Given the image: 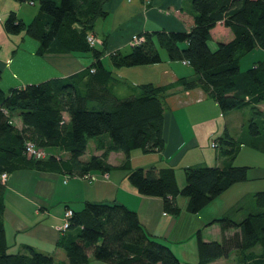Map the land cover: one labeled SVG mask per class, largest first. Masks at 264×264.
<instances>
[{
  "label": "trees",
  "instance_id": "trees-1",
  "mask_svg": "<svg viewBox=\"0 0 264 264\" xmlns=\"http://www.w3.org/2000/svg\"><path fill=\"white\" fill-rule=\"evenodd\" d=\"M15 1L37 4L38 13L30 23L10 13L3 26L6 33H24L36 40L39 56L84 54L92 61L65 78L11 88L8 93L0 89V108L7 111V115L0 111V175L48 168L52 158L45 161L47 153L41 160L27 156V142L44 151L55 148L65 152L67 158L59 161L60 169L81 177L92 171L109 172L106 159L110 152H121L126 159L133 150L162 152L163 102L179 87L182 91L201 90L222 113L248 109L246 131L251 140L243 137L238 141L227 133L213 138L218 158L225 160L223 167L184 168L181 189L171 167L136 169L128 174V182L141 196L161 199L164 212L176 217L181 211L175 203L177 196L186 197L188 210L198 214L233 185L249 180L251 168L233 163L244 144L264 154V59L243 73L239 63L257 48L264 51V0H192L193 26L189 31L145 32L139 46L110 53L113 68H131L162 63L161 49L169 61H188L197 76L162 86L140 84L132 89L133 95L123 99L111 92L116 79L103 64L105 41L102 48L86 42L96 21L107 15L103 9L106 0ZM218 23L228 28L233 38L211 51L208 42ZM14 116L20 119V128L13 125ZM90 140H95L103 153L82 162L80 157ZM4 193L5 187L0 185V264H65L55 263L52 255L29 246H24L25 253H8ZM246 198L253 209L242 221L236 222L226 213L204 224V228L218 224L221 241L206 242L202 229L196 232L195 264H214L234 252L237 264H264V191ZM71 211L68 228L60 232L55 245L65 253L66 264H87L89 254L106 264H181L171 248L147 234L136 212L124 205L86 202L79 211ZM256 247H260L259 253L253 251Z\"/></svg>",
  "mask_w": 264,
  "mask_h": 264
},
{
  "label": "crops",
  "instance_id": "crops-1",
  "mask_svg": "<svg viewBox=\"0 0 264 264\" xmlns=\"http://www.w3.org/2000/svg\"><path fill=\"white\" fill-rule=\"evenodd\" d=\"M191 3L192 0H106L103 9L107 15L96 21L93 32L105 41L107 50L118 48L126 52L129 48L125 43L133 34L189 31L193 26ZM25 5L35 4L0 0V72L4 74L9 69L13 73L15 83L11 88H22L54 78H65L82 71L90 64L92 61L90 55L39 56L36 54L38 46H35L27 56L32 62L28 59L30 69L26 68V76L23 73L17 74L14 66L18 64L19 58L21 60L26 58L17 55L27 36L23 33L15 36L8 34L3 26L10 13H14L24 23H30L37 15L38 9L29 10L24 8ZM232 38L231 31L222 23H218L211 30L209 49L214 51L218 43L228 42ZM258 51L264 56L263 50ZM161 57L163 62L160 64L132 67L131 69L136 70L131 72V75L119 70L123 77L118 82L122 86H126L127 83L130 92L114 93L111 85L113 95L123 99L121 96L124 94H128L127 97L133 95L132 89L140 84L152 83L162 86L180 78L188 80L197 78L189 65H184L182 61H169L166 54H161ZM107 58L108 55H105V59ZM19 63L18 66L21 65L20 61ZM119 87L121 86H118V89ZM163 106L165 144L162 152L144 153L141 150H133L127 159L121 152H110L106 159L110 166L109 172H89L87 175L93 179L87 180L77 175L69 176L61 170L59 161L66 159L67 154L51 148L45 159L47 161L52 158L47 169H20L11 173L4 186L3 211L8 253H25L24 246H29L38 252L52 255L55 263L66 264L65 254L55 246L60 236L58 228L62 225L66 207L79 211L86 202L109 205L118 203L135 211L147 234L170 248L183 247L186 238L194 236L196 229H202L201 236L206 242L209 239L204 234L206 235L209 229H215L214 235L217 237L214 238L218 239L217 242L221 241L219 225L213 224L204 228V224L221 218L243 198H250L254 193L264 191L263 153L245 144L242 145L233 164L235 165L241 153L249 148L247 151L250 157L244 161L240 160L243 163L238 165L251 168L249 180L233 185L200 213L192 214L193 218L189 217L188 221L179 220L180 214L174 217L165 213L161 199L141 196L128 182L127 177L130 172L139 168L171 167L175 171L177 186L181 189L185 183L184 168L223 167L225 160L218 158L217 151L210 146V141L227 133L235 140L241 141L244 137L246 138L244 140L249 142L251 138L247 137L246 123L250 111L245 108L222 113L215 101L201 90L182 91L179 87L165 97ZM63 117L67 122L68 116L64 114ZM11 121L15 127H21V121L17 116ZM102 153L103 151L96 148L95 140H90L80 160L86 162L91 156L100 157ZM180 197L175 198L176 205L180 209V205H183L188 211V199ZM248 201L249 209H253L251 200ZM229 233L232 234V231ZM88 256L90 263L93 258L91 254Z\"/></svg>",
  "mask_w": 264,
  "mask_h": 264
},
{
  "label": "rangeland",
  "instance_id": "rangeland-1",
  "mask_svg": "<svg viewBox=\"0 0 264 264\" xmlns=\"http://www.w3.org/2000/svg\"><path fill=\"white\" fill-rule=\"evenodd\" d=\"M26 9H29V10H36L38 9V6L37 4H35L34 6H28V5H25ZM21 34V33H20ZM20 34H16V35H20ZM24 34V33H23ZM13 35V34H11ZM15 36V35H13ZM216 36V35H214ZM217 38V37H215ZM39 43L30 38V37H26V41L21 45V49L19 50L18 52V55L19 57H26L25 59L21 60L20 58L17 60L18 64L19 61L21 62V65L18 66V64L16 66H14V69L17 70V74H22L26 76V68L27 69H30L28 68V59L31 61L30 58H28L27 56H29L31 54V50L35 47V46H38ZM160 53L161 54H166L164 50H161L159 49ZM264 59V56H263V53L258 51V49H255L253 50L252 52H250L249 54H247L246 56H244L241 60H240V63H239V69H240V72L243 73L245 72L247 69H249L250 67H252V65L258 61H261ZM32 62V61H31ZM103 64L105 65L106 68L110 69V70H115V72H113V77L117 80V82L120 80L121 81V77H123V75L119 74V72H124V73H128L131 75V72H133L134 70L136 69H131V68H122V69H114L111 65H110V61L109 59H103ZM20 67V68H19ZM138 67V66H137ZM120 70V71H119ZM13 71V70H12ZM25 72V73H24ZM28 73V72H27ZM119 74V75H118ZM14 76H13V73L8 69L4 74L3 72L0 73V89L4 92V93H8L9 89H11V87H13L12 85H14L13 83L14 82ZM113 82L111 85H112V92L114 91V93H128L130 92L129 90V85L126 83V86H122L120 85V82ZM110 85V86H111ZM118 86H121L119 87L118 89ZM128 94H124L123 96H121L122 98L124 97H127ZM15 119H16V116H14ZM13 117V118H14ZM50 149L51 148H48V149H45V155L46 153L47 154H50ZM249 149V148H248ZM248 149L244 150L243 153H241L242 155L240 156V158H238V162L235 163V166H238V165H242V161L246 160L247 158L250 157V154H248ZM252 152V151H251ZM258 152V151H257ZM258 154L259 156H261L259 153H256ZM260 159V158H258ZM242 160V161H240ZM235 161V160H234ZM245 163V162H244ZM261 188H263V186H261ZM180 199H187L186 197H180ZM220 200V199H219ZM181 207V211H180V219L179 220H182V221H188V218L190 217V219L193 218V215L192 213L188 212L187 209H185L183 205H180ZM224 207V206H223ZM249 201L248 199H243L241 201V203H239V206H236L235 208H233L230 212L229 210L227 211V214H229L228 216L236 221V222H240L242 221L244 218L247 217V215L249 214ZM189 219V220H190ZM206 223V222H204ZM198 231V229H196L195 233ZM194 233V236L192 237H187L186 238V241L182 244L183 247H179V248H171V250L173 251V253L176 255V257L180 260V263L181 264H195L197 263V238H196V234ZM214 233H216L215 229H209L208 232H206V235L204 234V236L209 239L208 242L212 241L213 239L216 240V238L214 237H217L214 235ZM221 238V237H220ZM219 238V239H220ZM218 241V239L216 240ZM253 251H255L256 253H259L260 252V247H256L253 249ZM63 252V251H62ZM63 254H65L63 252ZM91 258H92V255H91ZM237 254L234 252L230 255V257H228L227 259H221L219 260V262H216L214 264H237ZM88 264H106V263H102L100 261H94L93 259H91V262L88 263Z\"/></svg>",
  "mask_w": 264,
  "mask_h": 264
},
{
  "label": "built area",
  "instance_id": "built-area-1",
  "mask_svg": "<svg viewBox=\"0 0 264 264\" xmlns=\"http://www.w3.org/2000/svg\"><path fill=\"white\" fill-rule=\"evenodd\" d=\"M131 1V0H128ZM32 4V3H31ZM144 33H139V34H133L125 43V46H128L129 48L135 47V46H139L140 44H142L144 42ZM86 42L90 45V46H95V47H99L102 48L103 46V40L99 37H97L94 33H87L86 35ZM116 50H118V48H114V49H110L107 50L106 49V54L105 55H109L112 52H115ZM184 65H189L188 61H182ZM0 111H2L5 115H7V111H5L3 108H0ZM210 146L211 148H215L216 144L213 141V139H211L210 141ZM25 154L33 159L36 160H41L45 158V152L43 149L37 148L35 147V145L31 142H27L25 144ZM9 178V175L6 173H3L0 175V185L5 186L7 183V180ZM85 179H93V177L85 175L84 176ZM64 182H66V179L64 180ZM72 215V211L70 209H66L65 212L63 213V219H62V225L58 228L59 232L64 231L68 228V220L70 219Z\"/></svg>",
  "mask_w": 264,
  "mask_h": 264
}]
</instances>
